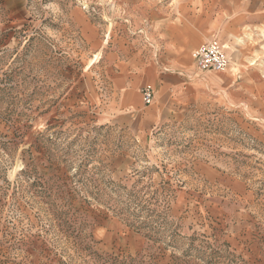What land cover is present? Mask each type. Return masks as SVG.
I'll return each instance as SVG.
<instances>
[{
    "label": "rangeland",
    "instance_id": "obj_1",
    "mask_svg": "<svg viewBox=\"0 0 264 264\" xmlns=\"http://www.w3.org/2000/svg\"><path fill=\"white\" fill-rule=\"evenodd\" d=\"M147 26L262 27L146 136L114 81ZM263 31L264 0H0V264H264Z\"/></svg>",
    "mask_w": 264,
    "mask_h": 264
},
{
    "label": "crops",
    "instance_id": "obj_2",
    "mask_svg": "<svg viewBox=\"0 0 264 264\" xmlns=\"http://www.w3.org/2000/svg\"><path fill=\"white\" fill-rule=\"evenodd\" d=\"M147 27L157 34L156 39L151 41L152 44L145 40L137 41L135 48L126 52V66L114 81V91L119 95L118 103L123 115L131 120L137 132L146 136L173 117L172 112L179 111L171 99L187 84L180 70L190 64L196 48L215 38L231 63L238 52L237 38H246L243 34L249 27L262 26ZM153 49L159 54L161 66L155 65L158 60L150 61ZM144 88L153 90L154 99L148 106L143 103Z\"/></svg>",
    "mask_w": 264,
    "mask_h": 264
},
{
    "label": "built area",
    "instance_id": "obj_3",
    "mask_svg": "<svg viewBox=\"0 0 264 264\" xmlns=\"http://www.w3.org/2000/svg\"><path fill=\"white\" fill-rule=\"evenodd\" d=\"M194 61L201 71L223 72L230 65L229 58L224 53L220 42L215 38L203 44L195 52ZM142 97L144 103L150 105L154 99L153 90L144 88Z\"/></svg>",
    "mask_w": 264,
    "mask_h": 264
},
{
    "label": "bare ground",
    "instance_id": "obj_4",
    "mask_svg": "<svg viewBox=\"0 0 264 264\" xmlns=\"http://www.w3.org/2000/svg\"><path fill=\"white\" fill-rule=\"evenodd\" d=\"M262 35L264 36V31H263V34H262ZM249 63H250V64H251V63H253V60H252V61H250ZM251 65H252V64H251Z\"/></svg>",
    "mask_w": 264,
    "mask_h": 264
}]
</instances>
